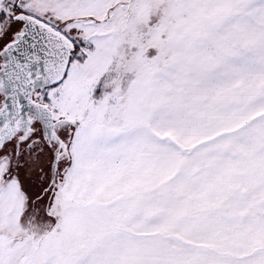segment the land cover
<instances>
[{"label":"rangeland","instance_id":"1","mask_svg":"<svg viewBox=\"0 0 264 264\" xmlns=\"http://www.w3.org/2000/svg\"><path fill=\"white\" fill-rule=\"evenodd\" d=\"M20 11L85 54L43 92L80 122L50 234L13 242L20 197L0 192V264H264V161L236 137L233 87H202L232 67L227 42L264 45V0H0V49Z\"/></svg>","mask_w":264,"mask_h":264},{"label":"water","instance_id":"2","mask_svg":"<svg viewBox=\"0 0 264 264\" xmlns=\"http://www.w3.org/2000/svg\"><path fill=\"white\" fill-rule=\"evenodd\" d=\"M13 18L21 25L0 49V150L17 134L28 136L39 121L45 138L57 144L55 173L62 157L71 160L70 147L80 120L56 116L38 97L65 80L77 45L65 32L31 13L20 11ZM64 126H69L66 140L58 132Z\"/></svg>","mask_w":264,"mask_h":264},{"label":"flooded vegetation","instance_id":"3","mask_svg":"<svg viewBox=\"0 0 264 264\" xmlns=\"http://www.w3.org/2000/svg\"><path fill=\"white\" fill-rule=\"evenodd\" d=\"M2 98L0 95V104ZM38 98L45 102L43 93ZM58 132L66 140L68 136L65 135L67 133L69 135V126L60 128ZM56 147L55 142L45 138L41 123L35 121L28 136L19 133L0 150V158L9 159L7 168H0V192L12 188L16 196L20 197L19 213L15 223L18 229L15 231L16 237L13 242L22 241L26 236L35 233L43 237L56 228L60 210L57 208V198L64 186L65 162L68 161L66 157H62L57 171L53 172L52 162ZM50 152L51 159L47 164L35 171L30 169V158L38 159L45 154L48 156ZM1 207L0 203V213ZM51 207H54L53 211ZM8 226L7 223L0 222V234Z\"/></svg>","mask_w":264,"mask_h":264},{"label":"crops","instance_id":"4","mask_svg":"<svg viewBox=\"0 0 264 264\" xmlns=\"http://www.w3.org/2000/svg\"><path fill=\"white\" fill-rule=\"evenodd\" d=\"M227 44L233 45L232 67H222L219 61L218 67L210 68L204 77L202 87H218L217 91L220 87H233L236 137L243 136L250 148L247 154L259 163V160L264 161V158L259 159L264 157V45H259L254 35L248 38L236 36ZM70 95L68 87L61 85L50 91L48 101L54 108L66 111L65 101ZM79 105V108L83 107L84 102ZM98 153L101 154V150H97Z\"/></svg>","mask_w":264,"mask_h":264},{"label":"trees","instance_id":"5","mask_svg":"<svg viewBox=\"0 0 264 264\" xmlns=\"http://www.w3.org/2000/svg\"><path fill=\"white\" fill-rule=\"evenodd\" d=\"M21 25V24H20ZM11 37H12V35H11ZM11 37H9V39L8 40H10L11 39ZM7 40V41H8ZM74 40V39H73ZM75 41V43H76V45H77V49H76V51L73 53V55H72V58H73V56H74V54L76 53H78V55L80 54V52H81V47H80V45L79 44H77V42H76V40H74ZM79 57L81 58V59H84L85 58V54L84 53H81V55H79ZM71 61H72V59H71Z\"/></svg>","mask_w":264,"mask_h":264}]
</instances>
